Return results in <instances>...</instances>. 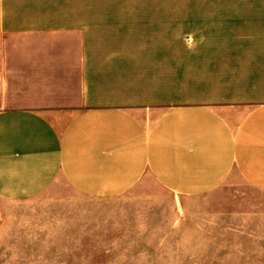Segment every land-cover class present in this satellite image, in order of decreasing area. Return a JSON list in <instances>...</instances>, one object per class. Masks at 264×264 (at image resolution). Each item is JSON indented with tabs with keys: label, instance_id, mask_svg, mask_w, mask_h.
<instances>
[{
	"label": "crops",
	"instance_id": "crops-1",
	"mask_svg": "<svg viewBox=\"0 0 264 264\" xmlns=\"http://www.w3.org/2000/svg\"><path fill=\"white\" fill-rule=\"evenodd\" d=\"M237 178L264 195V0H0V202Z\"/></svg>",
	"mask_w": 264,
	"mask_h": 264
},
{
	"label": "rangeland",
	"instance_id": "rangeland-1",
	"mask_svg": "<svg viewBox=\"0 0 264 264\" xmlns=\"http://www.w3.org/2000/svg\"><path fill=\"white\" fill-rule=\"evenodd\" d=\"M0 264H264V195L238 178L185 200L151 179L108 200L57 184L0 202Z\"/></svg>",
	"mask_w": 264,
	"mask_h": 264
}]
</instances>
